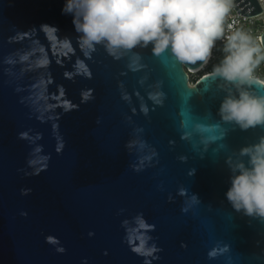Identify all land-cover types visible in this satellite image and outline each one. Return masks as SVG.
<instances>
[{"label": "water", "instance_id": "obj_1", "mask_svg": "<svg viewBox=\"0 0 264 264\" xmlns=\"http://www.w3.org/2000/svg\"><path fill=\"white\" fill-rule=\"evenodd\" d=\"M64 2L0 0V264H144L122 225L138 214L155 225L150 243L160 251L151 264H264V218L236 211L225 196L227 161L247 166L240 149L264 137V125L221 119L236 87L212 71L189 84L201 62L181 64L170 48L155 55L152 44L119 59L97 45L91 78L68 79L83 56ZM233 6L261 11L257 0ZM44 24L69 38L75 55L56 56L58 37H45ZM259 38L264 44V24ZM37 40L52 58L48 69L20 60ZM41 77L43 99V86L33 88ZM243 87L264 95L260 79ZM82 90L93 98L82 102ZM37 155L44 160L31 165Z\"/></svg>", "mask_w": 264, "mask_h": 264}, {"label": "clouds", "instance_id": "obj_2", "mask_svg": "<svg viewBox=\"0 0 264 264\" xmlns=\"http://www.w3.org/2000/svg\"><path fill=\"white\" fill-rule=\"evenodd\" d=\"M232 6L233 0H65L61 11L73 18L77 47L83 58L76 57L72 70L66 71L64 76L91 78L87 60L97 45H103L109 55L119 59L125 51L152 44L155 55L170 48L178 62L195 65L197 62L206 64L215 42L226 40L225 54L213 66L211 76L234 85L239 95L226 96L220 104L219 115L223 121L234 122L245 130L264 125V95H256L243 87L253 85L258 79L254 72L264 61V44L256 43L242 30L225 35L224 20ZM41 31L45 37L48 32L58 37L56 56L75 55L71 40L61 38L56 26L44 24ZM35 43L39 44V40ZM20 60L33 61L36 70L48 69L52 62L43 44L21 54ZM48 83L47 78L41 77L33 84V88L43 86V91L36 93L39 98L46 97ZM61 91L66 97L63 86ZM92 98L91 90L81 91L82 102ZM70 109H73L71 103L64 108L65 111ZM35 151L39 153L41 149ZM240 155L248 158V165L243 160L234 165L231 160L227 161L233 175L226 199L236 211L264 218V137L256 144L242 147ZM40 159L44 157L37 155L29 163L34 165ZM122 225L126 226L125 239L131 250L144 257V264H151L149 258L160 251L155 243H150L149 233L155 225L148 223L143 214L136 215L131 222L124 220ZM208 255L214 256L215 251Z\"/></svg>", "mask_w": 264, "mask_h": 264}, {"label": "built area", "instance_id": "obj_3", "mask_svg": "<svg viewBox=\"0 0 264 264\" xmlns=\"http://www.w3.org/2000/svg\"><path fill=\"white\" fill-rule=\"evenodd\" d=\"M257 1L261 6V11L252 15L237 13L234 6H232L230 12L224 20L225 35H230L234 31L242 30L251 35L255 39L256 43L261 44L259 31L264 24V0ZM224 43H226V40H217L215 42V45L211 51L210 59L206 64H202V68L199 70L200 74H202L203 72H211V70L213 69H211V64L214 66L220 62L216 59V55L218 53V50L223 49ZM261 63H263V61ZM261 63L259 65H261ZM261 72L262 71H258L256 67L254 75L258 79L262 78L260 80L264 81V77H260ZM189 84H193V81L189 82Z\"/></svg>", "mask_w": 264, "mask_h": 264}, {"label": "rangeland", "instance_id": "obj_4", "mask_svg": "<svg viewBox=\"0 0 264 264\" xmlns=\"http://www.w3.org/2000/svg\"><path fill=\"white\" fill-rule=\"evenodd\" d=\"M224 54L225 53L223 52V49L222 50H218V53L216 55V59L218 61H221L223 56H224ZM257 69H258V71H264V61H263V63H261V65L257 66ZM193 73L197 74L198 72H193ZM189 77H191L190 74H189ZM189 82H191V80H189Z\"/></svg>", "mask_w": 264, "mask_h": 264}, {"label": "trees", "instance_id": "obj_5", "mask_svg": "<svg viewBox=\"0 0 264 264\" xmlns=\"http://www.w3.org/2000/svg\"><path fill=\"white\" fill-rule=\"evenodd\" d=\"M213 68V65L211 64V69ZM212 71V70H211ZM191 75V77H189V80L191 81H196L197 78H199L202 74H200V72H198L197 74L195 73H189ZM200 74V75H199ZM199 75V76H198ZM260 77H264V71L261 72ZM262 79V78H259Z\"/></svg>", "mask_w": 264, "mask_h": 264}, {"label": "bare ground", "instance_id": "obj_6", "mask_svg": "<svg viewBox=\"0 0 264 264\" xmlns=\"http://www.w3.org/2000/svg\"><path fill=\"white\" fill-rule=\"evenodd\" d=\"M202 68V65L199 67V68H196V69H192V71H199L200 69ZM189 73V72H188ZM206 72H203L202 74H204Z\"/></svg>", "mask_w": 264, "mask_h": 264}]
</instances>
